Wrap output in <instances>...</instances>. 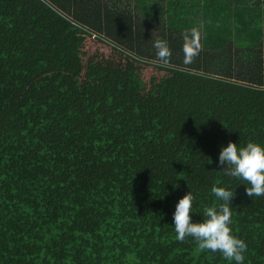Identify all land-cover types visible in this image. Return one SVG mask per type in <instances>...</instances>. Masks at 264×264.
I'll use <instances>...</instances> for the list:
<instances>
[{
  "label": "trees",
  "instance_id": "1",
  "mask_svg": "<svg viewBox=\"0 0 264 264\" xmlns=\"http://www.w3.org/2000/svg\"><path fill=\"white\" fill-rule=\"evenodd\" d=\"M229 140L264 143V0H0V264H234L171 224L213 184L264 264Z\"/></svg>",
  "mask_w": 264,
  "mask_h": 264
},
{
  "label": "clouds",
  "instance_id": "2",
  "mask_svg": "<svg viewBox=\"0 0 264 264\" xmlns=\"http://www.w3.org/2000/svg\"><path fill=\"white\" fill-rule=\"evenodd\" d=\"M154 47L158 57L166 54L163 40L158 38ZM216 163L224 175L237 178L244 184L246 195H264V143L248 140L241 144L229 140L220 146ZM210 192L214 195V203L203 207L200 219L192 218L195 197L190 190L178 198L171 223L175 238L191 237L198 249L219 251L229 262L243 264L247 243L234 232L229 207L234 189L213 184Z\"/></svg>",
  "mask_w": 264,
  "mask_h": 264
}]
</instances>
